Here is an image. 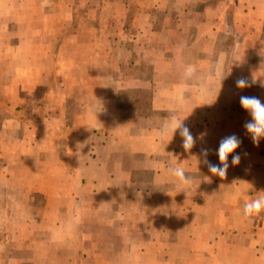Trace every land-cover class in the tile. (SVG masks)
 Masks as SVG:
<instances>
[{
    "label": "crops",
    "instance_id": "obj_1",
    "mask_svg": "<svg viewBox=\"0 0 264 264\" xmlns=\"http://www.w3.org/2000/svg\"><path fill=\"white\" fill-rule=\"evenodd\" d=\"M244 1V15H248L250 9L260 12L257 32L253 33L260 38L257 64L246 55L253 46L242 44L240 47L248 50L240 58L232 54L235 39L231 48L226 45L224 51L220 48L223 32L218 28V12H211L212 15L207 11L204 16H198L196 11L186 14L179 9V13L164 18L166 24L168 19L171 25V28L162 29L171 32L165 34V43H169L153 47L163 54L156 57H162L161 60H153L149 66L166 73L172 70L173 76L153 77L154 73L128 85L137 89L147 85L145 91L151 93L147 94L146 106L140 105L146 96L138 93L133 99L135 104L125 109L119 93L126 86L110 88L99 76L93 81L96 86L89 88L91 78L84 74L86 70L78 77H62L59 84L61 89L68 86V81H78L77 85H81L74 96L68 95L69 89H63L66 99L83 109L79 123L66 127L73 141L67 142L65 147L36 133L32 140L23 134L21 140L10 143L6 140L7 133L14 128L3 125L0 128V162L5 172L1 171L0 179H3L4 197L12 198L5 201V207L18 206L21 211L36 209V205L33 208L25 200L29 191L46 198L44 210L47 212L68 213L70 210L62 205L63 197L73 196L77 202L88 203L90 212L85 213L91 216H87L82 226L101 228L100 235L107 237L108 242L98 240L97 247L89 254L83 249L87 241L82 236L78 248L81 252L77 254L83 261L95 259V263L100 264H111L110 260L115 264H120L119 261L123 264H264V213L253 218L243 215L244 203L264 194V139L259 144L252 142L243 128L250 117L239 104L240 95H255L264 101V87L260 86L264 81V0ZM151 19L154 32L158 21ZM208 21L214 22L209 28L205 27ZM7 32L0 29L3 35ZM242 32V37L248 40L252 36L248 31ZM237 33L225 30L226 36ZM236 44L239 45L237 41ZM10 49L9 45L0 47V75L7 78L0 81L1 98L9 101V94L13 92L24 109L33 101L36 113L40 111L36 109V93L45 83L42 66L37 63L28 66L21 56V66L9 62ZM217 54H220L219 59ZM219 63L223 69L242 68L245 77L249 76H246L248 69H257L258 77L252 85L257 89H237V78L217 79L215 70ZM82 65L87 69L88 64ZM187 65L196 68L190 78L185 76ZM60 66L66 69L67 63ZM15 67L39 69L33 80L26 74H19L14 81L10 76L14 75ZM11 85L16 86V91ZM217 85L218 88L214 87ZM47 109L50 110L49 120L45 122L55 127L53 132H60L68 114L66 103L60 108L49 106ZM172 115L188 117L185 123L198 137L191 152L181 147L182 138L178 132L173 137L171 133L163 134V127ZM18 120L21 125L17 129L25 128L27 121L23 116ZM232 133L242 141L236 150L241 156L240 163L230 165L224 178L213 176L203 163L200 150L210 149L207 159L218 164L219 141ZM171 166L183 167L193 177L187 195L181 191L177 179L169 174ZM83 206L81 213H84ZM68 221L65 218L63 224L69 225ZM37 223L42 226L44 222L37 220ZM57 255L55 251L37 254L35 263L56 264Z\"/></svg>",
    "mask_w": 264,
    "mask_h": 264
},
{
    "label": "rangeland",
    "instance_id": "obj_2",
    "mask_svg": "<svg viewBox=\"0 0 264 264\" xmlns=\"http://www.w3.org/2000/svg\"><path fill=\"white\" fill-rule=\"evenodd\" d=\"M245 2L244 0H195L194 2L193 0H0V29L9 31L5 33L6 35L0 33V47L10 46L8 55L11 63H18L21 66L19 57L21 56L25 60L23 63L28 66L36 63L38 66L41 65L43 80L45 78V83L36 93V109L40 110L36 113L33 101L24 109L21 103H17L16 94H12L13 92L9 94L11 98L9 101L1 98L0 94V128L3 125H8L10 129L14 128L7 133L6 140L14 143L18 139L21 140L23 134L27 139L32 140L36 133V135L41 134L43 138L45 136L51 138L62 147H65L67 142L73 141L66 127L79 123L83 109L75 105L74 101L66 99L63 89H69L68 95L74 96L79 92L81 85H77L78 81L72 83L67 80L68 86H63L61 89L59 84L62 82V77H78L86 70L87 73L84 74L91 78L89 88L96 86L93 85V81L99 76L106 83L108 82L110 88L118 85L126 86L120 89L121 93H119L121 105L125 109L128 110L130 109L128 106L135 104L133 99L138 93L146 96L140 102L142 107L146 106L147 94L149 96L151 93L149 90L145 91L147 85H142L138 89L128 85L134 80L151 77L154 73L153 77L173 76L172 70L166 73L165 70L151 69L149 66L153 60L159 61L161 60L159 58H162H156L163 53L154 51L155 45L169 43V41L165 43V34L171 32L162 29L171 28V25H168V19L166 24L164 18L169 14L179 13V9L186 14L196 11L198 16H204L207 11L218 12V28L223 32L220 48L223 51L226 46L231 48L235 39L232 54L234 58L236 56L240 58L241 54L248 50L241 48L242 44L244 47L253 46L246 55L257 64L260 59L257 47L260 38L253 33L257 32L260 12L250 9L248 15H244ZM151 18H156L158 21L154 32L151 30ZM213 23L208 21V26L205 27L209 28ZM225 30L238 33L236 36H226ZM241 31H248L252 36H249L248 40L246 36L242 37ZM236 41L239 45H235ZM159 48L161 46H158ZM230 51L226 54L227 60ZM6 53L7 51L3 54ZM219 55L217 54L218 59ZM224 59L225 57H221V60ZM64 63H67L66 69L60 66ZM52 64H55V67H52ZM82 64H88L87 69ZM220 66L221 63L215 70L217 79L238 78L244 75L242 68L223 69ZM38 69L24 70L15 67L14 72L12 71L14 75H11L10 79L14 78L16 81L19 74L21 76L26 74V77L30 76V80H33ZM246 76L256 79L258 70L248 69ZM1 80L6 81L7 78L0 75ZM214 87L218 88V85ZM13 88L16 91V86ZM252 89L257 88L253 86ZM65 103L68 114L65 116L61 131L55 133L53 132L55 127L45 122L46 119L49 120L47 115L50 110L47 108L49 106L60 108ZM19 116H23L27 121L23 129H17L21 125ZM43 126L45 128L42 130ZM2 170L4 173L5 169L0 162V174ZM2 187L3 179H0V264H44L43 261L35 263V256L46 255L50 251L58 254L59 261L56 264H100L95 263V259L83 261L79 255L81 251L78 250L81 247L79 242L82 236L87 241L83 249L89 254H92L95 246L97 247L95 243L98 240L108 242L107 237L100 235L101 228L82 226V222L88 220L87 216H91L85 213L90 212L88 203L85 204L82 200L77 202L75 200L77 198L73 196L63 197L62 205L70 210L68 213L47 212L44 210L46 198L29 191L25 195V200L33 208L36 205V209L28 208L27 211H21L17 209L18 206L12 207L13 209L5 207V201L12 198L4 197ZM13 199L17 201L16 196ZM83 204L84 213H81ZM65 218L69 219L66 222L69 225L63 224ZM37 220L44 222L42 226H39ZM71 254L75 256V261L72 259L74 257H70ZM103 256L107 258L106 255ZM110 261L111 264H115ZM119 263L123 264L122 261Z\"/></svg>",
    "mask_w": 264,
    "mask_h": 264
},
{
    "label": "clouds",
    "instance_id": "obj_3",
    "mask_svg": "<svg viewBox=\"0 0 264 264\" xmlns=\"http://www.w3.org/2000/svg\"><path fill=\"white\" fill-rule=\"evenodd\" d=\"M196 72L194 65H187L185 68V76L190 78ZM256 83V79L240 76L235 80L237 89H245L252 87ZM261 87H264V81L261 82ZM239 104L241 108L247 113L250 119L246 120L243 128L250 136L254 144H259L261 139H264V101L255 95H240ZM188 117H178L172 115L163 127V134L171 133L172 137L175 133H179L182 138L181 147L185 152H191L197 143L198 137H195L190 128L185 123ZM203 134L200 139H202ZM241 139L235 133L224 136L220 139L216 155L219 163L214 164L207 159L210 149L204 147L200 150V155L204 158L203 163L207 166L208 171L219 178H224L231 166H236L240 163L241 156L237 153V149L241 146ZM79 144V143H78ZM235 153V154H234ZM231 155V161L229 156ZM171 176L175 177L181 186V191L186 193L191 189L193 184V177L186 172L183 167L171 166L168 169ZM180 191V192H181ZM264 213V194L257 195L255 199L248 200L243 206V215L245 218L258 217Z\"/></svg>",
    "mask_w": 264,
    "mask_h": 264
}]
</instances>
